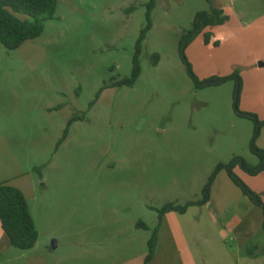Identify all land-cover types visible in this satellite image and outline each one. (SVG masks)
I'll return each instance as SVG.
<instances>
[{
    "label": "rangeland",
    "instance_id": "obj_1",
    "mask_svg": "<svg viewBox=\"0 0 264 264\" xmlns=\"http://www.w3.org/2000/svg\"><path fill=\"white\" fill-rule=\"evenodd\" d=\"M149 2L58 0L55 18L45 22L38 39L15 50L0 45V134L9 137L13 155L4 148L1 154L33 175L25 197L39 234L37 253L62 264H145L147 240L157 226L160 236L165 224L167 231L202 233L203 239L183 236L169 243L199 256L212 233L205 220L221 218L232 222V230L225 231L219 249L242 259L254 254L253 264H264L262 209L225 170L208 204L166 213L171 217L160 221L156 210L200 200L217 163L235 156L259 163L249 148L255 123L234 105L238 91L237 109L264 120L263 76L258 80L264 70V0H212L227 21L203 29L184 55L183 31L210 5L157 0L141 45L138 80L113 87L132 74ZM207 33L218 46L205 42ZM185 59L200 81L237 73L241 85L229 79L197 89ZM75 116L81 119L72 121L59 143ZM261 145L264 125L256 141ZM235 173L264 201V171L249 176L237 167ZM210 242L215 246L216 239Z\"/></svg>",
    "mask_w": 264,
    "mask_h": 264
},
{
    "label": "trees",
    "instance_id": "obj_2",
    "mask_svg": "<svg viewBox=\"0 0 264 264\" xmlns=\"http://www.w3.org/2000/svg\"><path fill=\"white\" fill-rule=\"evenodd\" d=\"M210 7L208 10L199 11L193 20L192 26L189 29L183 31L180 39L179 49L182 55H184V49L189 45L194 38L208 26H219L224 24L228 16L221 8L214 6L212 0H207ZM58 0H0V45L7 50L18 49L25 41L38 39L43 31L45 22L55 18L57 10ZM157 0H150L147 5V20L148 23L141 32L140 38L136 44V54L133 60L132 74L130 77L121 81L115 82L111 86L117 87L122 85L133 86L138 80L141 74L140 66V53L141 45L146 38L147 32L151 28V11L155 7ZM131 10V9H129ZM213 38L212 33L205 34V42L211 43L213 46H218L219 41H211ZM191 64L185 59V66L191 79L196 83V88L201 89L207 85L216 84L217 81L224 82L227 80H236V86L241 85V79L237 73L232 76L224 78H215L212 81H200L191 69ZM109 86H104L103 89ZM98 93L96 99H98ZM239 93V92H238ZM239 99L235 100L234 109L235 112L241 116L252 120L255 123V134L249 144V148L252 154L259 158V163L252 165L241 156H235L229 163L220 162L217 163L208 181L205 183L202 189V198L198 201L186 203L184 205H177L174 203H166L161 208L156 209L159 213V221L163 219L166 213L179 212L185 213L189 206L198 205L202 206L208 204L211 200V189L213 182H215L218 173L222 170L227 172L232 183L241 188L246 196L252 201L253 204L259 206L262 209L264 216V201L260 194L250 190L245 182L235 173V168L239 167L249 176H257L264 171V148L256 146V141L260 133V128L264 125V120H260L257 116L249 114L248 112H242L237 109ZM81 119L80 116H75L69 120L67 127L64 130V135L60 139L61 143L68 136V126L72 121ZM32 214L30 212L27 200L24 193L13 185L0 182V223L7 234L12 246L20 250L33 249L37 243L38 231L35 228L32 220ZM138 226L147 228L144 222H139ZM264 228V222H263ZM159 227L157 226L152 233L151 238L147 240L148 254L145 258V264L154 258L159 244Z\"/></svg>",
    "mask_w": 264,
    "mask_h": 264
},
{
    "label": "crops",
    "instance_id": "obj_3",
    "mask_svg": "<svg viewBox=\"0 0 264 264\" xmlns=\"http://www.w3.org/2000/svg\"><path fill=\"white\" fill-rule=\"evenodd\" d=\"M261 60H263V66H259V67H264V58ZM259 71L261 70H258V72ZM258 76H259L258 80H261L260 79L261 76H263V80H264V70L263 72H259ZM262 92H264V88L262 89ZM258 94L260 93L258 92ZM29 131L31 133V130ZM8 140L9 137L0 134V182H5L13 185V187L20 189L25 195L26 194L25 190L29 186L32 187L33 185V178H32L33 175L31 174L30 171L23 169L22 165L14 157H13L14 160L13 161V160H8L6 156H2L1 154L2 148L6 149V151L10 153L11 156L13 155V151L8 145ZM28 141L30 143L31 137L29 138ZM261 146L264 147V145ZM21 177H26L27 180L22 181ZM211 196H212V189H211ZM25 198L28 203L29 197L28 198L25 197ZM163 217L164 220H167L171 216L164 215ZM220 219L207 218L205 220L206 223L209 224V226L207 225L206 229L209 228L212 233H208L206 240L204 242V249H203L204 252L202 255L199 256L196 254V252L194 251L192 252L190 249H187V253L184 252L185 253L184 254L180 250L181 249L180 245L177 246L174 244L169 245V243L170 242L174 243L175 239L183 236H187L189 238L200 237V239H203L202 233L198 234L197 231L194 230L187 232V230L186 231L179 229L172 230L170 228L168 232L164 228L165 224H163L160 230L161 244L157 249L158 251L157 254L149 264H253L254 259L252 257H255L254 254H249V257L242 259L240 258L238 253H234L233 251H230L228 253V251H225L222 248L219 249L217 245H219V240H223L225 231L232 230V228L229 227L232 224V222H226L225 220L221 221ZM220 221L222 222V224L220 223ZM240 223L241 221H238L237 223L234 222L233 224H236L238 226ZM191 227L194 228L195 226L194 227L191 226ZM203 235L206 236L205 230L203 231ZM213 239H216L215 246H212L214 242H210V240ZM37 244L38 243H36L33 249L19 250L21 251L20 254H16L18 253L15 252L16 248L12 246L9 238L7 237V234L3 230L0 223V264H12L14 262H17L16 264H62L60 260H58L56 257L48 255L46 252L37 253ZM179 255L181 257L182 262L178 261ZM183 256H186L184 257L186 258L185 260H182ZM136 264H141V263L136 262Z\"/></svg>",
    "mask_w": 264,
    "mask_h": 264
},
{
    "label": "water",
    "instance_id": "obj_4",
    "mask_svg": "<svg viewBox=\"0 0 264 264\" xmlns=\"http://www.w3.org/2000/svg\"><path fill=\"white\" fill-rule=\"evenodd\" d=\"M259 65L260 66H263V62H260L259 63ZM220 81H217V83H219ZM239 99V93H238V91H236V94H235V100H238ZM56 242H54V246H56V244H55Z\"/></svg>",
    "mask_w": 264,
    "mask_h": 264
}]
</instances>
